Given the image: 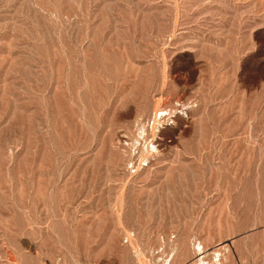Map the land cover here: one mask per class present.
I'll return each instance as SVG.
<instances>
[{
	"label": "rangeland",
	"instance_id": "rangeland-1",
	"mask_svg": "<svg viewBox=\"0 0 264 264\" xmlns=\"http://www.w3.org/2000/svg\"><path fill=\"white\" fill-rule=\"evenodd\" d=\"M201 261L264 264V0H0V264Z\"/></svg>",
	"mask_w": 264,
	"mask_h": 264
},
{
	"label": "built area",
	"instance_id": "built-area-1",
	"mask_svg": "<svg viewBox=\"0 0 264 264\" xmlns=\"http://www.w3.org/2000/svg\"><path fill=\"white\" fill-rule=\"evenodd\" d=\"M167 110L158 111L156 114L153 113L151 118L145 121L144 123H139L136 128L137 133L141 130L144 133L141 135L139 139V144H142V148L139 146L135 147V143L132 147L130 145V149L134 150V155L127 162V172L132 175H136L141 172L143 169H146L150 166L152 161L160 149V128L162 123L169 116L166 112ZM170 117V116H169ZM131 144V142H130Z\"/></svg>",
	"mask_w": 264,
	"mask_h": 264
},
{
	"label": "bare ground",
	"instance_id": "bare-ground-1",
	"mask_svg": "<svg viewBox=\"0 0 264 264\" xmlns=\"http://www.w3.org/2000/svg\"><path fill=\"white\" fill-rule=\"evenodd\" d=\"M140 132H141V131H140ZM138 136H140V134H138ZM134 139H135V138H134ZM132 140H133V139H132ZM136 141H138V140H136ZM200 253H201V251H200ZM216 255H218V254L216 253ZM202 256H203V255H201V257H202ZM199 259H201V258L199 257ZM199 259H198V260H199ZM201 260H202V259H201ZM200 263H201V264H206V262H204V261H201ZM200 263H199V264H200Z\"/></svg>",
	"mask_w": 264,
	"mask_h": 264
}]
</instances>
